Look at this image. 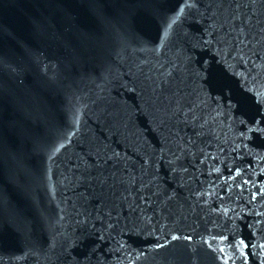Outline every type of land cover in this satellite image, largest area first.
I'll list each match as a JSON object with an SVG mask.
<instances>
[{"label": "water", "instance_id": "water-1", "mask_svg": "<svg viewBox=\"0 0 264 264\" xmlns=\"http://www.w3.org/2000/svg\"><path fill=\"white\" fill-rule=\"evenodd\" d=\"M259 129L264 0H0V264H264Z\"/></svg>", "mask_w": 264, "mask_h": 264}, {"label": "snow or ice", "instance_id": "snow-or-ice-1", "mask_svg": "<svg viewBox=\"0 0 264 264\" xmlns=\"http://www.w3.org/2000/svg\"><path fill=\"white\" fill-rule=\"evenodd\" d=\"M260 131H264V129H259ZM175 238V237H174Z\"/></svg>", "mask_w": 264, "mask_h": 264}]
</instances>
